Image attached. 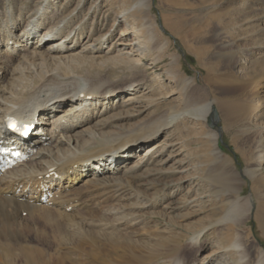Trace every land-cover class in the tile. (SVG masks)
<instances>
[{
    "label": "rangeland",
    "instance_id": "obj_1",
    "mask_svg": "<svg viewBox=\"0 0 264 264\" xmlns=\"http://www.w3.org/2000/svg\"><path fill=\"white\" fill-rule=\"evenodd\" d=\"M47 1L48 11L58 12L53 24L68 26L60 38L77 29V45L51 55L42 47L17 70V60L14 67L11 62L0 71L3 97L21 101L48 81L63 86L82 79L96 93L134 89L77 125L81 151L118 145L136 129L182 113L188 98L212 102L214 114L205 122L184 115L168 120V128L135 150L109 183L86 178L77 184L67 196L86 208L75 232L58 211L26 200L18 219L26 225L17 228L25 238L20 248L37 264H171L164 259L168 248L160 245L174 237L182 245L181 264H197L209 253L211 264H264V0H148L139 6L137 0ZM41 2L0 0V22L11 10L19 32ZM98 122L104 126L94 131ZM153 145L159 156L144 157ZM244 171L254 177L239 176ZM218 176L230 186L223 188ZM235 186L238 199L255 201L243 223L241 215L236 222L224 219L235 199L227 189ZM200 232L198 244L189 245ZM236 235L243 259L226 247ZM18 257L17 264H25Z\"/></svg>",
    "mask_w": 264,
    "mask_h": 264
},
{
    "label": "bare ground",
    "instance_id": "obj_2",
    "mask_svg": "<svg viewBox=\"0 0 264 264\" xmlns=\"http://www.w3.org/2000/svg\"><path fill=\"white\" fill-rule=\"evenodd\" d=\"M41 1L34 8L19 32L20 21L18 22L15 19L14 13L11 10L4 13L3 17L5 18L6 15L8 17L5 18V23L0 22V71H5V68L11 62V66L14 67L16 60L18 62L16 65L17 70L21 62L30 59L29 55L37 57L42 54L38 52L42 47L47 46V54L51 55V53H61L70 50L77 45V43H74L80 37V33L75 32L77 29L60 38L68 26L65 24L63 26L53 24L58 12L48 11L49 1ZM147 2L148 0H137L136 5H143ZM76 16V14H73L71 21L76 19ZM47 22L49 23L48 28L44 29L42 25H47ZM2 45H4V48H2ZM10 50L12 54H9ZM28 52L29 54L27 55L23 54ZM15 55L19 57L13 61L12 56ZM134 61L138 62L137 59ZM68 83L62 86L54 85L48 81V83L37 88V91L28 98H21L23 99L21 101H8L6 97H3V94L7 93L5 87H0V148L21 145L19 146L21 149L32 153L25 162L9 170L0 171V264H17L18 256H20L21 260H24L25 264H37L34 260L32 262L30 255L27 254L28 252L24 248H20L25 238L23 234L17 231V228H21L22 231L26 228L24 227L26 226L25 224L22 225V222L18 221L21 210L28 209V206L24 205L26 200L28 202L43 203L42 201L45 199L44 205H41L46 210L53 209V211H58L60 213L59 216L65 217L68 229L71 232H75L79 222H84V218H82V214L79 211L86 208L82 201L80 202L76 198L67 196L77 184L86 178L94 181L95 183L92 182V184L94 183L95 185L97 181L101 182L102 179L109 183L110 176L118 172L123 165L130 161L135 150L154 141L157 136L168 128L169 124H171L170 122L181 115L195 121L205 122L213 108L212 102L198 104L188 98L183 104L185 106L182 113L179 111L180 114L176 113V115L166 116L167 120L156 121L149 126L138 128L132 134H128L125 137V141L118 145L113 146L114 143L111 145L107 143L97 151L84 152L78 147L80 141L76 137L77 125L90 122V119L98 116L100 113L95 112L96 107L101 106L102 109H106V103L112 97L128 93L134 89L132 85H128L120 89H109L102 93H96L92 89L90 90L82 79ZM127 101L131 102V98H128ZM10 118L16 121L19 129L24 133L32 128L30 136L28 134L23 135L20 132L15 137V139L20 141H13L7 131V122ZM103 126L104 124L98 122L93 126L94 131L100 130ZM67 133L69 136L65 135ZM28 136L29 138H27ZM213 139L216 140V134L213 135ZM82 143L84 144L83 148L88 144V142ZM63 145L66 148H63ZM156 148L157 145L148 148L144 157L147 154L152 155V158H154L153 156H159L160 151L157 153ZM144 157L137 159L139 162L136 166H140L139 164L143 163ZM239 176L251 177L248 171H244ZM236 179L235 183L239 184L238 178ZM217 180L223 188L230 186L231 182L224 176H218ZM104 183H101L102 186ZM97 184L100 185V183ZM115 190L118 191L119 189ZM227 191L233 192L235 199L232 200V206H229L230 209L227 210L224 219H235L236 222L238 220L236 216L241 215V223L248 220L252 216L255 202L252 196L238 199L240 191L236 186L234 191L232 188L231 191L230 189H227ZM240 202L242 203L240 204ZM124 221H126L125 217L112 225H118ZM201 236L202 232L193 235L189 238L188 244L196 246ZM235 237L229 246L226 247L237 252L243 259L245 255H243L239 237L238 235ZM169 245L175 246L170 248L168 247ZM160 247L168 248L164 256L167 262L181 264L180 256L182 252L180 251L182 250V245L174 240V237L162 242ZM14 251H18V253L14 255ZM212 254H206L204 259L197 264H211ZM261 259L264 261V253H261ZM240 262L239 264H242ZM188 264H196V262Z\"/></svg>",
    "mask_w": 264,
    "mask_h": 264
},
{
    "label": "water",
    "instance_id": "obj_3",
    "mask_svg": "<svg viewBox=\"0 0 264 264\" xmlns=\"http://www.w3.org/2000/svg\"><path fill=\"white\" fill-rule=\"evenodd\" d=\"M211 114H214V108H212V112H211Z\"/></svg>",
    "mask_w": 264,
    "mask_h": 264
}]
</instances>
